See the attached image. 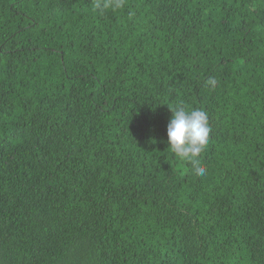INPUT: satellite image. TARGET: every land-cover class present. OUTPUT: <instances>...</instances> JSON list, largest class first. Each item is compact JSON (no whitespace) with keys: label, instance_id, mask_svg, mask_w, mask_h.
<instances>
[{"label":"trees","instance_id":"obj_1","mask_svg":"<svg viewBox=\"0 0 264 264\" xmlns=\"http://www.w3.org/2000/svg\"><path fill=\"white\" fill-rule=\"evenodd\" d=\"M112 3L0 0V264H264V0Z\"/></svg>","mask_w":264,"mask_h":264},{"label":"clouds","instance_id":"obj_2","mask_svg":"<svg viewBox=\"0 0 264 264\" xmlns=\"http://www.w3.org/2000/svg\"><path fill=\"white\" fill-rule=\"evenodd\" d=\"M122 4L123 0H113L112 6L119 8ZM95 7L100 10L105 5L98 2ZM208 83L213 85L215 82L210 79ZM169 110L171 117L166 127L167 149L179 160L191 163L197 176H203L206 169L201 166L199 157L210 140L208 113L202 109H189L182 104Z\"/></svg>","mask_w":264,"mask_h":264},{"label":"bare ground","instance_id":"obj_3","mask_svg":"<svg viewBox=\"0 0 264 264\" xmlns=\"http://www.w3.org/2000/svg\"><path fill=\"white\" fill-rule=\"evenodd\" d=\"M61 181V180H60Z\"/></svg>","mask_w":264,"mask_h":264}]
</instances>
